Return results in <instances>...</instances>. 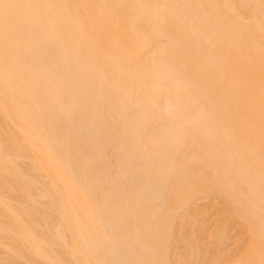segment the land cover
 Instances as JSON below:
<instances>
[{"label": "bare ground", "instance_id": "6f19581e", "mask_svg": "<svg viewBox=\"0 0 264 264\" xmlns=\"http://www.w3.org/2000/svg\"><path fill=\"white\" fill-rule=\"evenodd\" d=\"M0 264H264V0H0Z\"/></svg>", "mask_w": 264, "mask_h": 264}, {"label": "rangeland", "instance_id": "374dc122", "mask_svg": "<svg viewBox=\"0 0 264 264\" xmlns=\"http://www.w3.org/2000/svg\"><path fill=\"white\" fill-rule=\"evenodd\" d=\"M167 105H168V109H169V110H168V109H166V110L171 111V109H172L171 106H172V105L166 104V106H167ZM170 108H171V109H170ZM173 108H175V106H173ZM172 110H175V109H172Z\"/></svg>", "mask_w": 264, "mask_h": 264}]
</instances>
